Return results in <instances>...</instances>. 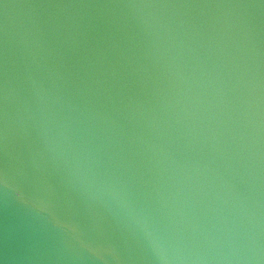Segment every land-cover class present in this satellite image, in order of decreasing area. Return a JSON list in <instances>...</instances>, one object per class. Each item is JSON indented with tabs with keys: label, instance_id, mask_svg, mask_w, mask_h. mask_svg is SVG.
Listing matches in <instances>:
<instances>
[{
	"label": "water",
	"instance_id": "1",
	"mask_svg": "<svg viewBox=\"0 0 264 264\" xmlns=\"http://www.w3.org/2000/svg\"><path fill=\"white\" fill-rule=\"evenodd\" d=\"M0 264H264V0H0Z\"/></svg>",
	"mask_w": 264,
	"mask_h": 264
}]
</instances>
